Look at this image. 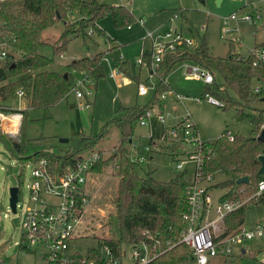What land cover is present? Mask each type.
Masks as SVG:
<instances>
[{"label": "rangeland", "instance_id": "rangeland-1", "mask_svg": "<svg viewBox=\"0 0 264 264\" xmlns=\"http://www.w3.org/2000/svg\"><path fill=\"white\" fill-rule=\"evenodd\" d=\"M94 1L105 5L115 3V0ZM128 10L133 18L128 28L125 25L120 28L114 27L110 18L106 16L95 24L96 28L102 31L103 36L97 32L92 34L89 32V35L85 36H72L60 56L54 54L52 48L56 45L63 24L57 23L42 33L41 40L44 45L38 48L37 53L51 60L49 70L60 74L68 73L77 87L83 91L85 81L80 79L79 73L71 70L68 65L73 61L100 54L103 78L97 80L96 87H91L89 96L79 101L69 93L65 99L52 107L26 108L24 112L22 110L27 106L25 100L18 98L14 90L12 93L6 90V98L0 97V113L15 114L12 111H19L22 118L18 134L14 137L2 135L4 138L15 141L23 138L28 146H37L38 150L44 149L51 153L62 154L70 150L73 136L81 135L95 139L92 143L93 153L97 154L98 151L101 157L107 160L118 147L119 135L114 122L121 119L120 115L123 116L120 112L139 107L145 102L142 101L144 99H135L136 85L127 75L121 74L115 80L109 79L106 75L114 68L118 70L116 62L124 65L126 73L128 67L122 63L126 62L131 77L137 76L138 73L141 82L148 77L146 69L141 68L138 71L134 68L136 61L140 59L141 47L144 50L148 47L151 52L152 42L145 38L146 34H150L155 39L172 30L177 31L183 38L191 41L187 46L190 52L204 37L207 53L212 58H225L227 53H231L230 50L245 58L255 44L264 42V0H242L239 3L234 0H221L219 5H216V0H132ZM181 13L184 18L180 23ZM244 14L251 17L257 15L259 19L253 20L250 24L230 22L227 25L228 33L225 36L220 34L224 19L231 15L240 17ZM76 19V14L69 16L70 21ZM138 19L141 24L137 22ZM179 27L182 31L177 30ZM87 32L88 30L86 34ZM114 43L117 44L116 47ZM190 65L189 61L174 65L162 82L164 85L165 81L174 93L184 97V105L179 102L172 104L170 96H167L159 114L156 105L152 103L149 116L132 123L131 137L127 144L122 145L125 157L131 162L142 156L139 153L143 152L144 147H148L147 144L151 147L152 153L148 154L145 161L137 164L141 176L143 172H148L159 182H168L177 175H183L182 179L186 183L192 180L190 163L184 164L181 170L175 169L176 160L182 159V147L176 143L172 144L171 139L163 138L164 128L157 121L158 115L165 116L167 128L177 124L181 118L189 116L194 122L200 140L206 143H213L228 131L232 136L248 137L254 130L246 120L235 119L234 109L222 110L199 100L204 84L199 80L185 79L186 67ZM118 71L121 72L120 69ZM156 82L157 75L153 74L148 77L146 83L153 86ZM161 91L165 90L162 88ZM194 98L199 102H195ZM78 104L86 107L78 110ZM252 107L264 109V102L259 99L252 104ZM246 112L249 113L250 110ZM140 121H144L145 125L139 126ZM0 133L2 134L1 129ZM61 140L66 142H60ZM28 146L26 145V152L31 155L33 150ZM105 163L107 164L102 166L101 171L91 172L86 183L87 203L84 215L76 239L69 243L67 250V254L74 256L75 259L83 257L88 249L94 248L98 238L114 237L116 234V223L114 219H110L114 212L112 199L116 178L111 168L113 161ZM31 166L32 163L20 164L16 159L11 158L0 145V264L40 263V253L16 246L21 225L20 212L28 198L26 185L30 182L28 176ZM19 173L22 174L18 192L19 206L13 214L8 206V189L18 185ZM210 179L209 194L214 201L222 194V191L215 189L214 185L222 181L224 176L217 173ZM262 218V207H247L243 213L242 226L250 230ZM243 246L248 255L241 257L232 255L226 259L214 258L210 260V264H259L258 252L264 249V238L248 241ZM146 250L149 254V250L147 248ZM120 257L121 264L128 262V245H122Z\"/></svg>", "mask_w": 264, "mask_h": 264}, {"label": "trees", "instance_id": "trees-1", "mask_svg": "<svg viewBox=\"0 0 264 264\" xmlns=\"http://www.w3.org/2000/svg\"><path fill=\"white\" fill-rule=\"evenodd\" d=\"M72 14L77 15L74 21L69 20ZM106 16L116 28L133 21L127 9L94 0H0V51L5 53L4 59L0 60L1 99L6 98L7 91H21L22 99L27 103L26 108L31 109L49 108L65 99L75 82L68 73L60 74L48 69L51 60L37 53L38 48L44 45L41 35L55 24H63L56 45L52 48L53 53L60 56L72 36H85L89 32L103 36L95 24ZM204 41L203 37L192 52L182 44L176 46L173 53L162 57L155 71L157 82L152 99L144 105L120 112L123 116L120 115L121 119L114 122L119 135L114 155L104 160L97 151V160L90 174L101 171L102 166L107 164L105 162L113 161L111 168L116 185L112 199L114 212L110 219L116 223V234L114 237L98 238L96 246L86 251V259L101 264L100 257H106L108 263L121 256L122 245L131 248L143 245L149 250L146 264L192 262L190 251L179 243L180 234L187 228L183 218L186 208V182L182 179L183 175H177L168 182L156 181L148 172H143L141 176L137 170L138 163L128 161L122 147L131 137L132 123L146 118L145 114L150 111L152 103L156 105L159 114L162 112V101L158 97L170 89L162 82L176 64L189 61L208 71L212 81L204 85L200 98L209 95L222 104V110L234 109L237 121L246 120L254 127L248 137L231 135L229 141L224 135L213 143L203 142L202 179L211 178L217 173L224 176L222 181L214 185L215 189L222 191L220 201L243 200L255 191L258 181L264 180V175L257 176V158L261 155L262 146L256 141L261 129H264V109L252 107L255 101L264 97V68L253 65L252 52L241 58L230 50L231 53H227L225 58H212L207 53ZM255 49H264V42L255 44L251 51ZM101 57L100 54L85 57L73 61L68 67L79 73L80 77L89 78L92 87H95L97 80L103 78ZM150 60V51L140 53V61L145 65ZM119 64L116 62L118 70L126 75V68ZM162 88L165 91L162 92ZM247 110L250 112L247 113ZM2 135L0 133V145L11 158L26 165L43 161L46 172L50 174H59L94 154L92 143L95 139L81 135L73 136L70 150L62 154L28 146L21 135L22 139L17 141ZM26 145L33 150L31 155L27 154ZM21 175L18 174V186ZM243 177L247 178V184L236 185L235 181ZM239 189H242V193H239ZM244 210L242 207L224 218V234L236 230L242 222Z\"/></svg>", "mask_w": 264, "mask_h": 264}, {"label": "built area", "instance_id": "built-area-1", "mask_svg": "<svg viewBox=\"0 0 264 264\" xmlns=\"http://www.w3.org/2000/svg\"><path fill=\"white\" fill-rule=\"evenodd\" d=\"M132 0H115L114 6L122 7L128 10ZM241 2L242 0H234ZM129 11V10H128ZM259 17L242 15L240 17L231 15L224 19L220 34L225 36L228 33L227 25L230 22H244L250 24ZM141 24L140 19L137 20ZM129 25H126L128 28ZM146 39L151 41V60L148 65L143 62L136 61L137 66L147 67L148 70L155 74V71L162 57L167 53H173L176 46L184 44L186 47L191 41L185 39L177 31L165 33L160 38L153 39L150 34H146ZM252 50V49H251ZM252 52L253 65L257 64L264 68V49H255ZM5 53L0 51V60H3ZM121 73L115 68L109 71L108 77L114 79ZM185 79L199 80L204 85H209L212 81L211 75L205 69L191 64L186 67L184 73ZM80 79L85 81L84 90H80L76 84L71 88L70 93L79 101L90 95L92 82L89 78L81 76ZM165 84V81H164ZM257 92V88L254 90ZM148 87L144 84L136 85V94L139 97H145ZM168 92V91H167ZM167 92L159 95V99L163 101ZM16 96L22 98V92L17 91ZM174 99H181L180 96L173 94ZM199 100L207 102L217 108H222V104L205 94ZM199 100L194 99L195 102ZM86 105L78 104L77 109L82 110ZM149 116V112L145 114ZM19 113H0V129L3 135L14 137L18 134L20 119ZM157 121L165 127V116L158 115ZM139 125H145L144 121H140ZM227 140H231L232 136L229 132L225 134ZM164 139H171L172 144H179L182 147V159L176 160L175 169L181 170L183 165L190 163L192 165V180L186 183L184 187V195L186 200V208L184 220L187 228L179 236V243L186 246L190 251L193 264H210V260L214 258L226 259L232 255L241 257L248 255L243 244L264 238V180L257 182L255 191L240 201H220V196L214 201L212 200L209 189L211 179L209 177L202 179V149L204 143L197 135L196 128L189 116L181 119L174 127L164 128ZM143 152L148 154L149 147H144ZM264 155V154H263ZM97 160V154H91L81 161L77 162L73 167H68L59 174L47 173L44 168L43 161L32 163L29 172L30 182L26 185L28 198L20 212V231L17 248L24 250H32L40 253L39 264H97L94 261L86 259V257H77L68 255V245L76 239L77 232L80 229V222L84 215L85 205L87 203L86 183L90 175V169ZM144 157L139 156L135 159V163L143 162ZM17 187L15 212L19 206ZM242 193V189H239ZM250 206H258L263 208V218L257 221L253 228L246 230L243 228V222L231 234H224V218L238 209ZM13 213V214H14ZM106 255L108 251L105 249ZM141 252V253H140ZM259 253V264H264V249ZM121 257L106 262V257L101 258V264H121ZM149 256L146 247L143 245L129 247V260L125 264H146Z\"/></svg>", "mask_w": 264, "mask_h": 264}, {"label": "crops", "instance_id": "crops-1", "mask_svg": "<svg viewBox=\"0 0 264 264\" xmlns=\"http://www.w3.org/2000/svg\"><path fill=\"white\" fill-rule=\"evenodd\" d=\"M221 2V0H216V5H219V3ZM179 17H180V23L182 22V20H183V18H184V16L182 15V13L181 14H179ZM178 17V18H179ZM177 30H179V31H182L181 30V27H179V29H177ZM188 38V37H187ZM263 41V40H262ZM113 43V42H112ZM114 45H115V47L117 46V44H115L114 43ZM148 52L149 53V49H148V47H147V49L146 50H144L143 49V47H141V50H140V53H142V52ZM112 53V52H111ZM110 53V54H111ZM122 63H125L126 65H127V67H128V69H127V76L132 80V81H134V83H135V85H137V84H144V85H146L147 87H148V92H147V95L145 96V97H139V96H137V94H136V86H135V99H144V100H142L143 102H145V103H148L151 99H152V96H153V88H154V86L155 85H153V86H151V85H149V84H147L146 82H147V79H148V77H150V76H153V74L148 70V68L147 67H144V66H142V67H139V66H137L136 64L134 65V68L135 69H137L138 71L141 69V68H144V69H146V71H147V75H148V77L146 78V79H144L143 80V82H141L140 81V79H139V77H138V73H137V76H134V77H131L130 75H129V65L126 63V62H122ZM113 65V64H112ZM115 69V68H114ZM121 73V72H120ZM109 74V73H108ZM108 74L106 75L107 77H108ZM122 74V73H121ZM119 77V76H118ZM118 77H116V78H118ZM109 78V77H108ZM116 78H114V79H111V78H109V79H111V80H115ZM96 87V86H95ZM169 88V87H168ZM167 92V91H166ZM164 93V92H163ZM173 94H176V93H174L171 89H169L168 90V92H167V94H166V96H165V99L162 101V103L163 102H165L166 101V97L167 96H170V98H171V103L172 104H174V102L175 103H177V102H179L180 104H182V105H184V97H181V99H179V100H176V99H174V96H173ZM177 95V94H176ZM179 96V95H178ZM146 97H147V99H146ZM200 97V96H199ZM159 98V97H158ZM193 98V97H192ZM195 99V98H194ZM212 106V105H211ZM214 107V106H213ZM217 108V107H216ZM25 109H26V107L25 108H23V110H22V112H24L25 111ZM219 109H222V108H219ZM182 119V118H181ZM191 120V119H190ZM192 121V120H191ZM192 123L194 124V122L192 121ZM164 124H166V122L164 121ZM161 125V124H160ZM176 124H173V125H171L172 127H174ZM139 126H141V125H139ZM162 126V125H161ZM195 126V125H194ZM163 127V126H162ZM166 127V126H165ZM165 127H163V128H165ZM167 128V127H166ZM229 132V131H228ZM227 133V132H226ZM225 133V134H226ZM230 133V132H229ZM230 135H231V133H230ZM149 142V141H148ZM146 146H148L149 147V144H147ZM149 149H150V152L148 153V154H151L152 153V149H151V147H149ZM140 155H142L143 157H144V160L143 161H145V159L147 158V156H148V154H145L144 152H140L139 153ZM85 256V255H84ZM220 259V258H219Z\"/></svg>", "mask_w": 264, "mask_h": 264}, {"label": "water", "instance_id": "water-1", "mask_svg": "<svg viewBox=\"0 0 264 264\" xmlns=\"http://www.w3.org/2000/svg\"><path fill=\"white\" fill-rule=\"evenodd\" d=\"M202 3V2H201ZM217 4V3H216ZM65 77V75H63ZM261 102H264V97L260 99ZM256 141L259 142L262 146L261 155L257 158L259 163V169L257 171V176L264 175V129H261L259 135L256 137ZM60 142H66V140H61ZM247 178H239L235 181L236 185L240 184H247ZM16 194H17V187H10L8 189V206L11 213L15 212V203H16Z\"/></svg>", "mask_w": 264, "mask_h": 264}]
</instances>
